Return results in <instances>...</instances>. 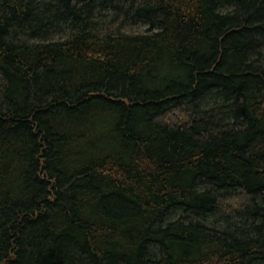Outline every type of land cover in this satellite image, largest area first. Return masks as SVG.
<instances>
[{"label":"trees","instance_id":"16d2710c","mask_svg":"<svg viewBox=\"0 0 264 264\" xmlns=\"http://www.w3.org/2000/svg\"><path fill=\"white\" fill-rule=\"evenodd\" d=\"M0 264H264V0H0Z\"/></svg>","mask_w":264,"mask_h":264},{"label":"rangeland","instance_id":"374dc122","mask_svg":"<svg viewBox=\"0 0 264 264\" xmlns=\"http://www.w3.org/2000/svg\"><path fill=\"white\" fill-rule=\"evenodd\" d=\"M146 29H147L146 26L141 24H134V23L128 24L125 27V31L130 33L142 32L145 31Z\"/></svg>","mask_w":264,"mask_h":264}]
</instances>
